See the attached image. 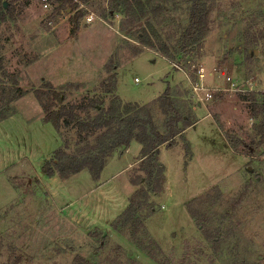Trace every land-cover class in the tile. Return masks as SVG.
Instances as JSON below:
<instances>
[{
  "label": "rangeland",
  "instance_id": "obj_1",
  "mask_svg": "<svg viewBox=\"0 0 264 264\" xmlns=\"http://www.w3.org/2000/svg\"><path fill=\"white\" fill-rule=\"evenodd\" d=\"M1 1L8 12L0 24V77L10 84L8 75L15 76L25 94L0 120V264H264L263 114L241 96L263 97L264 0H206L208 32L185 49L178 38L187 0H127L115 13L109 0H88L98 17L80 18L75 34L65 4ZM140 31L152 46L139 42ZM200 66L201 84L211 90L201 102L192 90ZM213 68L218 73L210 75ZM220 71L242 91L226 90ZM111 74L115 89L105 93L101 84ZM44 82L63 88L65 103L88 96L107 106L118 96L148 104L161 132L167 116L156 99L170 86L177 106L201 118L160 146L163 189L150 193L153 209L141 212L135 238L111 223L139 188L131 179L142 174L141 145L117 148L95 177L87 169L46 176L43 162L74 135L43 120L35 91L47 90ZM225 134L244 144L231 150Z\"/></svg>",
  "mask_w": 264,
  "mask_h": 264
},
{
  "label": "trees",
  "instance_id": "obj_2",
  "mask_svg": "<svg viewBox=\"0 0 264 264\" xmlns=\"http://www.w3.org/2000/svg\"><path fill=\"white\" fill-rule=\"evenodd\" d=\"M83 1L88 2V0ZM126 1L109 0V11L115 13L123 10L129 5V1ZM187 2L189 3L188 21L178 38L182 49L199 44L209 29L206 0H187ZM73 8L72 6L71 9ZM7 12L8 8L0 0V24L5 20ZM80 18V11L70 16L73 24L71 34L77 32ZM137 36L140 43L144 45L148 43L152 46L144 32H137ZM161 52L167 59L172 60L167 48H163ZM106 68L110 73L114 66L108 64ZM8 76L10 84H5L0 77V120L6 118L10 112L11 103L25 94L18 86L16 77ZM44 87L47 90L35 91L43 110V120L51 123L62 135L64 131L66 133L73 131L74 135L73 139L68 135L70 138H65L63 144L54 150L52 157L43 162L41 171L46 176L57 174L62 178H68L87 169L95 177L117 148L124 146L126 149L131 140H136L141 145L137 170L142 174H137L131 179V182L139 188L130 195L126 208L111 223L115 230H129L135 238V235L143 229L141 212L153 209L150 193H158L163 189L165 177L164 167L158 157L160 146L171 144L182 128L193 125L197 119H194L191 110L183 112L177 106L170 86H166L163 94L156 99L161 112L167 116L164 122L165 132L159 131L154 124L148 104L122 103L118 96H113L107 106L103 105V101L88 96L65 103L63 88L55 89L49 82H44ZM101 87L104 88L103 92L112 93L115 89L114 74H111L109 81L103 82ZM248 94L249 97L246 94L241 95L242 99L253 101L255 114H263V122L257 127L261 137H264V91H260L263 95L260 103L257 102L256 97L258 92L249 91ZM91 111H95L94 115ZM225 138L233 151H238V146L244 144L242 138L231 134H225ZM148 240V243H151V239ZM151 254L155 255L154 252ZM74 264L84 263L82 259H76Z\"/></svg>",
  "mask_w": 264,
  "mask_h": 264
},
{
  "label": "built area",
  "instance_id": "obj_3",
  "mask_svg": "<svg viewBox=\"0 0 264 264\" xmlns=\"http://www.w3.org/2000/svg\"><path fill=\"white\" fill-rule=\"evenodd\" d=\"M42 3V6L44 8H48L52 4H65L67 6L66 12L68 15H72L77 11L81 12V18H84L85 22L91 23L95 20V18L98 17V15L89 7V5L83 1V0H40ZM72 6L74 7L73 9ZM211 74L218 73V70L216 68H213L210 71ZM226 79L227 82H230L231 87L227 88L226 90H232V91H242L240 88L233 87L234 82H231V78L226 76L224 71H220L219 73ZM197 81L192 84V90L193 93L198 97V101L201 102L202 99H208L211 98V90L204 85L201 84V79L205 77V70L204 67H198L197 68ZM135 81H138L137 78H135Z\"/></svg>",
  "mask_w": 264,
  "mask_h": 264
},
{
  "label": "crops",
  "instance_id": "obj_4",
  "mask_svg": "<svg viewBox=\"0 0 264 264\" xmlns=\"http://www.w3.org/2000/svg\"><path fill=\"white\" fill-rule=\"evenodd\" d=\"M208 73H209L210 75H212V74L210 73V71H209ZM205 116H208V117H209V113L207 112ZM203 117H204V116H203ZM203 117H202V118H203ZM200 119H201V118H200ZM200 119H198L193 125H191V127H192V126L195 127V125L199 122ZM231 150H232V149H231Z\"/></svg>",
  "mask_w": 264,
  "mask_h": 264
},
{
  "label": "water",
  "instance_id": "obj_5",
  "mask_svg": "<svg viewBox=\"0 0 264 264\" xmlns=\"http://www.w3.org/2000/svg\"><path fill=\"white\" fill-rule=\"evenodd\" d=\"M122 148H124V146H122Z\"/></svg>",
  "mask_w": 264,
  "mask_h": 264
}]
</instances>
